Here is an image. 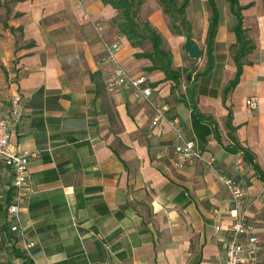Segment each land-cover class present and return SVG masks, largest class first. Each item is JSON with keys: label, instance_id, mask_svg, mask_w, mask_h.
Listing matches in <instances>:
<instances>
[{"label": "crops", "instance_id": "obj_1", "mask_svg": "<svg viewBox=\"0 0 264 264\" xmlns=\"http://www.w3.org/2000/svg\"><path fill=\"white\" fill-rule=\"evenodd\" d=\"M214 2L209 43V0H188L179 30L158 0H143L137 15L164 56L151 37L133 44L121 33L104 0H83L82 8L74 0H0V103L14 94L24 101L10 144L31 152L21 216L34 242L27 250L10 231V177L0 166V264H224L229 193L201 161L174 166L172 119L218 172L243 181L264 264V0H238L253 49L232 87L237 20L227 0ZM180 29L199 44L200 59L184 52ZM115 36L118 63L146 77L149 100L106 90L102 41ZM252 95L259 104L249 116ZM156 107L166 119L153 121ZM238 152L254 166L244 160L238 171Z\"/></svg>", "mask_w": 264, "mask_h": 264}, {"label": "built area", "instance_id": "obj_2", "mask_svg": "<svg viewBox=\"0 0 264 264\" xmlns=\"http://www.w3.org/2000/svg\"><path fill=\"white\" fill-rule=\"evenodd\" d=\"M77 5L83 7V0H74ZM89 19L88 14H84ZM103 54L100 64L109 66L104 79V86L110 92H118L123 89H132L136 98L149 100L151 89L144 76H133L118 63L117 53L120 50L119 36L111 41L103 40ZM247 115L251 116L258 108L259 100L252 95L245 100ZM24 101L20 94H14L6 105L0 103V166L9 172L11 198L6 208V220L10 224L11 232H18L25 249L34 246V242L27 241L22 229L21 206L25 196L24 191L29 183L28 165L31 152L28 149L16 150L10 144V131L22 118ZM166 119L165 109L156 107L153 121ZM174 131L173 163L178 169H183L195 161H201L205 167L212 171L223 183L230 196L232 220L227 225V238L225 242L224 264H261L259 254V239L255 232L256 223L246 213V192L243 181L234 176L228 177L218 172L215 158L204 156L199 143L183 132L179 123L172 119L169 121ZM244 154L238 152L235 167L242 171ZM220 227L216 226V230Z\"/></svg>", "mask_w": 264, "mask_h": 264}, {"label": "trees", "instance_id": "obj_3", "mask_svg": "<svg viewBox=\"0 0 264 264\" xmlns=\"http://www.w3.org/2000/svg\"><path fill=\"white\" fill-rule=\"evenodd\" d=\"M105 2L110 3L114 9L117 10V15L114 19V23H116L119 31L126 36L134 43H138L139 38H143L146 36H149L152 38V47L153 50L157 48V51L160 54H163L166 56V54L161 53L159 51V44H160V38L159 36L151 29V27L148 25L147 22H144L141 24L136 19L137 12L139 7L141 6L143 0H104ZM161 6L163 7L164 13L169 15L171 20L173 21L174 27L179 30V27H184V9L188 3V0H182L180 3H178L176 0H158ZM232 12L236 16V24L233 27V31L236 36V43L232 45L231 47V54L233 57V60L236 64V74L234 79L230 82L229 86H234L237 81L238 77L242 71V67L244 65V56L249 53L253 49V44H251V41L247 39V36L244 33V29L242 28V16H241V10L244 7H240L238 5V0H227ZM210 6H211V16H210V23L208 28V42L210 43L213 39V36L216 32V28L218 25V11L215 5L214 0H209ZM246 8V7H245ZM180 22L179 25H177V22ZM136 40V41H134ZM167 73L169 76H174L175 71L173 70H167ZM229 88H227L228 90ZM244 160L251 163L254 166V163H252V157L244 153Z\"/></svg>", "mask_w": 264, "mask_h": 264}, {"label": "water", "instance_id": "obj_4", "mask_svg": "<svg viewBox=\"0 0 264 264\" xmlns=\"http://www.w3.org/2000/svg\"><path fill=\"white\" fill-rule=\"evenodd\" d=\"M181 34L184 37L183 49L184 52L191 59H200L202 56V49L199 44L191 37L188 31L180 29ZM190 78V75H187V79Z\"/></svg>", "mask_w": 264, "mask_h": 264}, {"label": "rangeland", "instance_id": "obj_5", "mask_svg": "<svg viewBox=\"0 0 264 264\" xmlns=\"http://www.w3.org/2000/svg\"><path fill=\"white\" fill-rule=\"evenodd\" d=\"M221 1H223V0H219V2H221ZM138 14V13H137ZM136 19L138 20V21H140L141 22V24L143 23V19L140 17V16H136ZM170 23H171V26H174V24H173V21L172 20H170ZM178 24L177 25H179V21L177 22Z\"/></svg>", "mask_w": 264, "mask_h": 264}]
</instances>
